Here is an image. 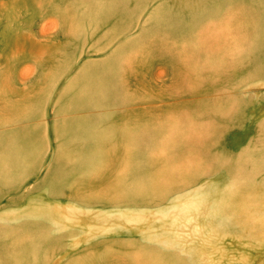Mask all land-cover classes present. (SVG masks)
Segmentation results:
<instances>
[{"label":"rangeland","instance_id":"obj_1","mask_svg":"<svg viewBox=\"0 0 264 264\" xmlns=\"http://www.w3.org/2000/svg\"><path fill=\"white\" fill-rule=\"evenodd\" d=\"M18 101L108 129L103 203L58 207L37 264H264V0H0L1 121ZM20 223L0 264L28 261Z\"/></svg>","mask_w":264,"mask_h":264},{"label":"crops","instance_id":"obj_2","mask_svg":"<svg viewBox=\"0 0 264 264\" xmlns=\"http://www.w3.org/2000/svg\"><path fill=\"white\" fill-rule=\"evenodd\" d=\"M49 103L50 100L44 105L35 102L32 107H70ZM15 105L22 112L6 121L0 118V204L13 206V220L62 216L60 220L66 226L67 215L58 207L103 203L90 195L96 188L92 184L97 182L96 142L99 135L107 137V122L90 112L49 115L46 110L29 115L32 102L18 101ZM73 221L71 228L76 223Z\"/></svg>","mask_w":264,"mask_h":264},{"label":"bare ground","instance_id":"obj_3","mask_svg":"<svg viewBox=\"0 0 264 264\" xmlns=\"http://www.w3.org/2000/svg\"><path fill=\"white\" fill-rule=\"evenodd\" d=\"M205 135H206V133H205ZM95 155H97L96 150H95ZM94 160L97 162V159L95 157H94ZM95 166H96V163H95ZM2 189L3 188L0 187V191ZM14 211H15V209L13 208V206H6L4 208L3 213L0 216V234L1 235H7L9 233H12V227L17 222H21L20 225H27L28 224V221H26V220H22V221L21 220H19V221L13 220V217L15 215H12V213ZM51 213L53 214L52 211H51ZM61 217H59L58 219L36 221V222H38L37 227L41 230L40 234H38L37 236L30 234V235H28L26 240L22 241V243H21V241H17L16 242L17 248L13 249V252L14 251H20L19 248H20V246H22L28 252V261L26 264H37L36 261H38V259L40 258L39 254H41V252H42L43 247H41V246L44 242L47 241L49 247L57 248V247L62 245V243H63L62 238L63 237L67 238L70 236V234L72 235V233L70 232V230H71L70 226L74 225L73 220H75V217L73 215L67 214L66 217L68 218V221H64V222L66 224H68L69 226L68 225H66V226L61 225V223H60ZM50 218H51V216H50ZM4 246L5 247L3 248V250H5V248L9 249L8 245H4ZM8 251H11V250L9 249ZM10 259H12L11 255H10Z\"/></svg>","mask_w":264,"mask_h":264}]
</instances>
